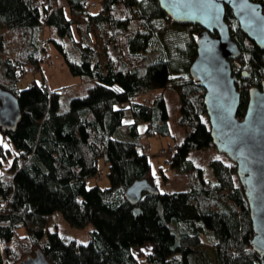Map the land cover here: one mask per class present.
<instances>
[{
	"label": "trees",
	"instance_id": "16d2710c",
	"mask_svg": "<svg viewBox=\"0 0 264 264\" xmlns=\"http://www.w3.org/2000/svg\"><path fill=\"white\" fill-rule=\"evenodd\" d=\"M91 2L0 0V86L21 110L14 129L0 127V264L37 250L51 264H260L235 165L211 158L210 179L189 155L214 148L204 90L188 71L201 27L171 22L157 0H100L95 8ZM225 20L241 51L231 61L241 117L248 88L264 80V50L240 30L229 8ZM170 28L189 32L173 53L163 43ZM49 43L84 81L82 94L66 103L67 87L31 81L19 89L29 67L40 69ZM154 89L178 96L182 139L172 146L168 166L185 172L186 189H159L142 151V136L171 135L162 95L151 104L133 101ZM101 160L107 184L88 185ZM141 178L157 192L143 191L133 204L124 190ZM55 211L73 226L92 223L89 240L50 230Z\"/></svg>",
	"mask_w": 264,
	"mask_h": 264
},
{
	"label": "water",
	"instance_id": "95a60500",
	"mask_svg": "<svg viewBox=\"0 0 264 264\" xmlns=\"http://www.w3.org/2000/svg\"><path fill=\"white\" fill-rule=\"evenodd\" d=\"M173 23L201 27L196 34V56L189 66L193 82L202 87L203 105L214 148L235 165L236 175L248 202L253 235L251 248L264 264V80L248 88L247 103L237 115L241 93L231 61L241 51L225 20L227 8L240 30L264 50V2L256 0H157ZM242 75L245 77L246 72ZM21 116L17 97L0 86V127L14 129ZM157 192L146 178L135 179L124 195L135 204L142 192ZM15 264H51L39 251Z\"/></svg>",
	"mask_w": 264,
	"mask_h": 264
},
{
	"label": "rangeland",
	"instance_id": "374dc122",
	"mask_svg": "<svg viewBox=\"0 0 264 264\" xmlns=\"http://www.w3.org/2000/svg\"><path fill=\"white\" fill-rule=\"evenodd\" d=\"M99 4L100 0H93ZM189 32L186 29L170 28L164 38V45L169 53H173V49L176 45L183 44L188 40ZM110 49V47H109ZM48 60L43 61L40 69L33 72H28L24 77V80L19 85V89L26 88L28 83L36 81L38 83L44 81L49 88H58L59 90L67 87L68 92H63L64 102H68L71 96L81 95L84 88V81L81 77L72 75L62 55L56 50L52 43L46 47ZM110 53L112 51L110 50ZM63 91H66L65 89ZM163 96L167 103V108L170 113L169 127L171 135L158 136V135H146L141 137L143 145V153L147 155L152 170L155 174L154 182L161 190H179L186 189L187 175L182 170H175L167 165V161L171 158V152H167L165 155L160 153V150L173 146L182 139V130L177 124L179 111H178V96L172 89H154L147 93L138 94L133 97L135 102H145L151 104L156 97ZM192 162L200 167L203 171V176L213 179V173L210 169L208 162L211 158H219L226 162L230 161L228 157L218 152L215 148H206L200 151H193L190 153ZM108 168L102 160L99 162V173L89 178L88 185L99 183L101 185L107 184L106 172ZM161 170L167 176L163 179ZM50 230H57L60 234L74 238L79 242H87L90 238V232L94 228L92 223H88L83 227H77L69 224L62 216L60 211H55L51 217L48 225ZM21 230V229H20ZM148 245L143 246V250L146 251ZM136 255L139 252L135 250Z\"/></svg>",
	"mask_w": 264,
	"mask_h": 264
},
{
	"label": "built area",
	"instance_id": "2783aa9c",
	"mask_svg": "<svg viewBox=\"0 0 264 264\" xmlns=\"http://www.w3.org/2000/svg\"><path fill=\"white\" fill-rule=\"evenodd\" d=\"M90 6L93 7V8H95L96 7V3L95 2H91ZM48 59H49L48 56H44L43 57V61H47ZM28 70H29V72H32L33 67L32 66L29 67ZM172 151H173V147L172 146H168L167 148L161 149L160 150V153L163 154V155H165L167 152H172ZM166 163H167V165L169 164L168 161Z\"/></svg>",
	"mask_w": 264,
	"mask_h": 264
},
{
	"label": "snow or ice",
	"instance_id": "6c2138e0",
	"mask_svg": "<svg viewBox=\"0 0 264 264\" xmlns=\"http://www.w3.org/2000/svg\"><path fill=\"white\" fill-rule=\"evenodd\" d=\"M217 159H219V158H217Z\"/></svg>",
	"mask_w": 264,
	"mask_h": 264
},
{
	"label": "crops",
	"instance_id": "0c3cea01",
	"mask_svg": "<svg viewBox=\"0 0 264 264\" xmlns=\"http://www.w3.org/2000/svg\"><path fill=\"white\" fill-rule=\"evenodd\" d=\"M190 155V154H189Z\"/></svg>",
	"mask_w": 264,
	"mask_h": 264
}]
</instances>
